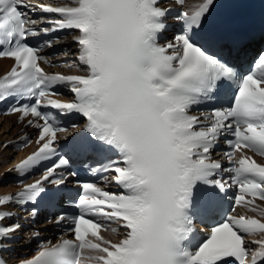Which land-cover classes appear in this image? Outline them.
I'll use <instances>...</instances> for the list:
<instances>
[{
    "label": "snow or ice",
    "instance_id": "1",
    "mask_svg": "<svg viewBox=\"0 0 264 264\" xmlns=\"http://www.w3.org/2000/svg\"><path fill=\"white\" fill-rule=\"evenodd\" d=\"M163 2L0 0V58L15 61L0 78V101L29 99L10 112L20 113L21 121L31 116L26 127L38 130L37 150L10 171L24 176L52 161L40 179L0 196V207L32 204L35 217L46 183L59 189L78 176L54 147L57 134L66 131L59 118L71 114L86 118L87 133L74 138L72 151L85 162L94 158L96 166H84L93 174L111 172L120 189L112 193L77 181V212L49 221L58 227L67 223L65 234L72 238L39 242L35 255L20 264H264V206L257 203L264 201V163L245 154L264 157V53L243 73L206 49L198 37L215 0H198L187 5L188 11H178L180 34L161 43L172 11L161 7ZM175 2L186 6V0ZM30 12L53 18L44 22ZM63 30L76 33L72 40L83 74L45 72L40 62H51L29 43ZM54 43L48 40L46 46ZM58 87L74 99H55ZM218 93L227 107L193 114ZM221 139L228 167L212 157ZM29 142L22 138L24 145ZM233 188L232 206L223 215L221 202ZM237 207L261 219L231 214ZM14 215L0 211V251L22 227L3 223ZM215 215L220 218L198 233L196 223H209ZM257 234L260 239L246 238ZM0 264L8 260L0 256Z\"/></svg>",
    "mask_w": 264,
    "mask_h": 264
},
{
    "label": "bare ground",
    "instance_id": "2",
    "mask_svg": "<svg viewBox=\"0 0 264 264\" xmlns=\"http://www.w3.org/2000/svg\"><path fill=\"white\" fill-rule=\"evenodd\" d=\"M31 3L37 4V3H63L67 2V0H30ZM198 2V0H186V6L185 8L189 10V7L187 5H192L194 3ZM77 46H72L69 48L66 55L72 58V62L76 63L77 66L73 67V69L63 70L62 67L58 68V70H61L63 72H67L69 74L75 72V73H81L83 69L79 65L78 60L76 59L77 54ZM63 55V54H62ZM59 57V55L57 56ZM9 65V62L5 59H0V72L7 68ZM69 90L67 89V92ZM70 92V91H69ZM20 125L15 123V116L14 115H8L5 117L0 118V145H4L5 141L9 139L18 129ZM24 152H9L7 149H4V147H0V192L5 191L9 189L10 187L3 186L2 185V179H5V177L9 174H11L13 171H10V169H13V163L14 160L16 161L19 159ZM253 238L260 239V235L252 236Z\"/></svg>",
    "mask_w": 264,
    "mask_h": 264
}]
</instances>
